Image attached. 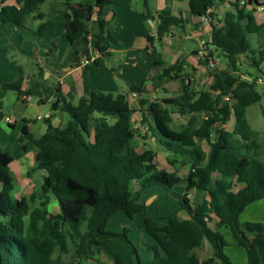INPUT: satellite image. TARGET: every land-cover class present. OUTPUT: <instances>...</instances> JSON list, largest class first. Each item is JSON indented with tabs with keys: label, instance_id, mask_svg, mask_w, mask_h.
I'll return each mask as SVG.
<instances>
[{
	"label": "trees",
	"instance_id": "1",
	"mask_svg": "<svg viewBox=\"0 0 264 264\" xmlns=\"http://www.w3.org/2000/svg\"><path fill=\"white\" fill-rule=\"evenodd\" d=\"M15 1L18 6L0 5V25L11 22L31 29L27 19L34 6L45 0ZM187 1L189 16H202L214 6V0ZM245 2L243 6L240 0L231 2L234 9L225 12L222 19L209 13L211 52L222 54L240 76L244 75L240 69L243 63L238 61L241 55H246L249 65L258 68L263 54L260 50L257 56H248L251 46L247 34L264 35V18L256 24L245 9L249 6L255 10V6L261 5L258 0ZM112 3V0H64L62 26L68 44L83 39L90 50L109 56L116 39L102 14ZM157 15L156 34L160 38L171 23L163 14ZM177 64L163 68V74L174 72ZM249 78L240 79L237 74L227 73L216 75L210 87L217 91L214 99L207 91L187 92L183 101L177 97L162 98L161 102L177 106L181 113H205L198 126L197 118L193 117L177 131L168 126L171 117L166 108L158 102L140 99L147 132L165 149L184 157L170 163H190L184 178L156 169L155 153L140 151L130 143L137 131L132 128V109L123 94L114 97L92 91L74 106L66 100L59 85H55L51 109L66 114L65 124L39 138L28 133L27 119H23L25 124L21 129L37 148L35 168L45 171L36 193L43 199L37 206L30 208L25 198L11 199L13 177L7 167L13 157L0 148V264H64L63 255L69 252L79 262L101 250L111 256L112 264H125L113 238L127 240L126 230L115 233L105 228L107 220L118 210H124L129 217L142 213L144 229L154 239L147 246L152 253L150 259L143 262L137 256L136 264H234L223 251L228 242L219 227L229 228L230 244L245 249L246 264H264V223L238 220L244 208L264 199V164L253 151L254 132L246 116V108L264 95V89L262 92L256 89L259 76ZM1 87L14 90L18 98L26 94L18 80L3 83ZM183 89L187 90V84ZM129 90L141 92L132 86ZM226 95L232 98L229 106L221 101ZM95 113L101 116L95 118ZM148 114L152 115L153 124ZM230 114L234 117L232 130L218 127L227 122ZM9 126L13 127L14 123ZM200 141L209 144L207 163ZM180 182L185 188L182 195L174 189ZM154 185L177 198L188 217L171 215L160 225L147 216L146 206L138 198L144 189ZM189 190L195 191V202L187 197ZM49 193L58 200L56 215L48 213L46 208ZM204 241L214 250L212 255L200 259L195 250ZM133 251L136 253L134 248Z\"/></svg>",
	"mask_w": 264,
	"mask_h": 264
},
{
	"label": "rangeland",
	"instance_id": "2",
	"mask_svg": "<svg viewBox=\"0 0 264 264\" xmlns=\"http://www.w3.org/2000/svg\"><path fill=\"white\" fill-rule=\"evenodd\" d=\"M162 1L163 5H158L157 13L160 14V16L163 14L162 17H165L166 20L171 24L168 27V31L158 38L156 34L158 15H147L145 12L146 10L143 7L142 0H113V5L106 7L103 10V16L107 19H110L108 29L117 42L112 45L110 56H99L97 54L98 64L95 65L93 62H91V66H89V68H86L82 64L83 60L85 59V52L87 49H89L88 43H86V41L83 39L75 41L72 45H69L67 42L65 30L62 26L64 0H45L42 3H37L27 19V23L32 28L31 32L25 27L15 26V24L11 22L0 26V112L2 113V117L0 116V141L4 139L7 141V151L13 157V161L7 167V171L10 174H13L12 176H14L13 190L10 192L11 199L18 198L15 196V193L18 186L21 184L19 183L20 179L22 178L21 176L22 174L25 176V172L34 165L35 161L26 158L23 168H19L17 171V168L15 167L21 161L20 158L22 157V151L20 148L21 143L18 139V135H21L20 126L23 120L21 119L22 113H16L14 110L17 103L16 92L14 90H4L2 89L1 85L3 83H10L18 80L20 81L23 88H28L30 90L33 96L32 102L34 104H36L37 98L39 96H43L44 105L40 111L41 115H43L47 110L57 112L51 109V97H49V94L54 91V78L52 76L47 77L46 73L50 71L51 74H60L62 66L68 65L70 61H74L77 58L80 64V80L82 81L86 91H99L104 94H110L114 97L118 94H123L126 99L131 94L129 86L140 88L142 94L145 93L148 90V86H150L149 84L153 83L154 81L152 80L155 79H151V77L149 79L150 74L153 73L152 70L155 69L154 64L156 61L163 60L164 52L169 51L171 53L174 52L178 54L182 49H184L182 46L183 44H185V49L188 46L186 39V42L183 41L184 39L179 42L177 37H170L172 32H174V36L182 33L181 26L185 27L186 19L189 16L188 1L160 0L161 3ZM214 2L219 9L222 8L223 2L221 3L220 0H214ZM227 8L232 9L233 7L232 5L227 4ZM210 11L211 9L209 11L207 10V13L209 14ZM263 13V10L256 9L254 11L251 10L249 15L255 23L259 24L263 18ZM149 18L154 20V28L149 26V23L151 22V19ZM42 23H45L44 29L41 34H38L36 33V30ZM147 34H149L148 36L151 35V39H147L146 43L144 42V48L140 49L141 47H139V43L143 38L145 39ZM167 40H169L170 43L168 49L165 50L164 41ZM212 48V45L209 43V50L207 54L208 60L205 59L204 61L205 63L207 62L209 64L212 61V64L210 65H213L215 68V57L211 52ZM92 52L93 51H91V54ZM93 55L96 56V51L93 53ZM130 55H134L135 58L130 59ZM250 55L254 54H252V52H248L249 57ZM263 55L264 53L262 54V60L260 61L258 68L249 65L248 58H245L244 60H241L240 58L238 61H242L243 63L240 69L244 75L240 76L236 70L232 69L228 74H237L240 79L247 80L250 79L249 77L252 78L254 76H259V79L256 83V89L259 92H262L264 89V75L262 73L264 72ZM184 56L185 55H183V57ZM135 60L137 67H133L131 65V63ZM182 60L183 59H179L178 63L182 64ZM37 66L40 67V69ZM41 69L43 71V75L39 73ZM185 70L190 72L189 69ZM159 78H165L162 71ZM179 83L180 82L177 81V84ZM159 84L161 83L159 82ZM157 90V94H160L161 89ZM189 91L190 90H188V92ZM207 92L211 94V90H207ZM172 94H177V91L173 92ZM132 95L135 97V93ZM226 96L228 98H226ZM226 96H223L221 101L223 104L229 106L232 102V98L230 95ZM75 97L77 98V95ZM76 98L70 99L67 97L66 100L72 105L76 106ZM162 98H167V96ZM162 98L151 97V100L158 102L162 108H166L170 117H176V119L173 120V124H171L175 130H180L181 127L193 117H201L203 119L205 116L204 112H194L191 114L187 112L181 113L179 112V108L177 106L161 102ZM128 105L132 109L130 116L132 119V128L136 131L140 129V133H135L130 139V143L135 145L139 150H151L154 153L156 152L157 159L160 160V163L167 162L171 164L170 161H172V159L182 161L184 158L183 156L175 155L169 151H166L165 148L156 143L149 136V134H143L142 126L145 125L141 123V119L139 117H133V107L130 106L129 102ZM147 106L148 105L146 104V106L143 108ZM139 108L142 109L141 104ZM6 116L10 117L12 120H15L16 126H9V124L4 120ZM99 116L101 115L95 113L93 117L99 118ZM246 116L249 124L261 133L260 137L262 141L264 139V95H261L260 99L256 103L247 107ZM92 122H94L93 119ZM199 123L200 121L195 124ZM64 124L65 121L61 126ZM199 143L200 145L204 144L206 150L205 154L207 153L204 162L207 163L210 148L206 142L203 143V141H200ZM262 144L263 148L261 151V158L264 159V143ZM28 147L31 148V145H28ZM189 164L190 163L185 162L183 165H181V163L179 164V162H177L176 164L171 165L178 167L180 165L186 166L188 169ZM12 169H14V171ZM33 171H36L37 173L42 172V170L39 168H34ZM184 177L185 176H183V178ZM31 180L35 190H39L40 178L37 179L34 176ZM132 186L133 189H135L137 187V183L134 182ZM176 186L177 187L175 191L183 194L185 189H183V187L180 185ZM144 192H148V189H146ZM153 196L154 194L148 196L144 201H142V203H144L146 206L145 214L147 216L151 218L162 217L161 219L156 220L158 224L164 225L167 221V218L171 215H175L178 218H184L185 215L188 216L187 212L179 204L178 199L172 195L169 194V196L172 197L179 205V209L174 212L172 211L173 205L175 204L174 200L173 203L168 200H157L152 204L151 202L153 200ZM195 196L196 194L194 190H189L187 192V197L190 200L194 201ZM25 197L30 208L37 206L40 200L43 199V197L39 194H26ZM159 201L165 204H161ZM263 204L264 200L261 199L253 202L251 205H248L239 214V222L243 223L245 221H260L264 223V211H260L258 213V216L261 217L259 220H255L257 213L254 212L257 205L262 206ZM46 208L48 213L52 215H56L59 212L58 200L51 193L48 194ZM105 228L106 230L115 233H122L124 230H126L127 240L120 237L113 238V242L124 256L125 264H136L137 256L143 262L150 259L152 253L147 248V246L153 244L154 240L144 229L142 213H135L129 217L124 210H118L107 220ZM218 230L223 234L224 238L228 242V245H226L223 249L224 253L230 257L234 264H246L247 256L245 249L241 246L230 244L232 243V239L229 228L221 227L220 229L219 227ZM133 248L135 249L136 253L133 251ZM213 250L214 249L211 244L204 241L203 244L195 250V253L200 259H203L212 255ZM110 259L112 260L111 256L104 250H101L92 258L81 259L79 262H76V260L71 256L70 252L63 255L64 264H112V261L109 262Z\"/></svg>",
	"mask_w": 264,
	"mask_h": 264
},
{
	"label": "crops",
	"instance_id": "3",
	"mask_svg": "<svg viewBox=\"0 0 264 264\" xmlns=\"http://www.w3.org/2000/svg\"><path fill=\"white\" fill-rule=\"evenodd\" d=\"M220 1H221V3L223 2L222 8L219 9L216 6L215 2H214V6L211 8V11L216 14L215 18H217V19H222L225 12L234 9L233 6H232L233 7L232 9L227 8V4L231 5L230 3L233 0H220ZM112 2H113V0H112ZM113 3H112V5H113ZM258 3L264 4V0H258ZM2 4H10V5L18 6V4L16 3L15 0H4L2 2L0 1V5H2ZM142 4H143L144 9L146 10L145 12L147 15H151V16L154 15L155 16L157 14L158 5L162 6L163 1L161 3L160 0H142ZM254 8H255V10L258 9V8H256V6ZM245 9L248 13L251 10L254 11L253 9L249 8V6H247V8H245ZM211 11H210V13H211ZM204 18H206V20H204ZM263 18H264V15H263ZM263 18H262V20H263ZM104 19L108 20L109 24H110V19H107L105 17H104ZM149 19H151V18H149ZM62 20H63V18H62ZM262 20H261V22H262ZM210 21H211V19H210L208 13H206L202 16H197V15L188 16L186 19L185 27L181 26L182 33H179L177 36H174V32H172L170 34V37H172V38L177 37V40L179 42L182 39H184L183 40L184 42H186V40H187V42H186L188 44L187 48L185 49V47H184L185 44H183L182 46L184 49H182L181 52H179L178 54L174 53V52L171 53L169 51L164 52L163 60L156 61V63L154 64L155 69L152 70L153 73L150 74L149 79H150V77H151V79H153V78H155V79L152 80V81H154L153 83L149 84L150 86H148V90L143 94H142V91L141 92L131 91V94L127 97V100L129 102L130 106L133 107V110H134L133 117H135V116L139 117L141 119V123H143V122H142L141 108H139L140 107V99H147L148 102L151 103V102H155V101L151 100V97L162 98V97H166V96L167 97L168 96H175V97L179 98L180 101H183L188 90H190L191 92H197V93L207 91V90H211V94H210L211 99L217 95V91L212 90L210 87L214 83V79H215L216 75H218V74L221 75L222 73L228 74L229 71L231 72V67L228 64L227 59L222 54H220L218 52H214L213 55L215 57L214 61H215V66H216L214 68L213 65H210L207 62L205 63L204 60H198L195 56V51L198 49L200 41L203 39L210 40V38H211L212 27L210 25ZM42 25H45V23L40 24L39 27H41ZM0 26H3V25H0ZM15 26H17V25H15ZM149 26L154 28V20L153 19H151ZM18 27H21V26H18ZM39 27L36 30V33L38 32L39 29H41ZM43 29H44V26L42 28V31H43ZM27 30L31 32L32 28L27 29ZM148 35L149 34L146 35L145 39L143 38L140 41V43H139V47H141L140 49L144 48V46H145L144 42L146 43ZM247 38H248V40L250 42V46H251L250 53L252 52V54H254L255 56H257L256 54H258L260 50H263V53H264V35H262L260 33H249V34H247ZM116 42H117V40L114 43H112V45L115 44ZM169 43H170L169 40L164 41L165 50L168 49ZM112 45H111V47H112ZM111 47H110V50H111ZM188 47H190V48H188ZM91 51L92 50L87 49L85 52V59L84 60H87L88 62L86 64H84L82 62V64L86 68H89V66H91V62H93V64H95V65L98 64L97 54L99 56H104V55L99 54L98 52H96V56H95V55H93V53H95V51H93L92 54H91ZM87 52H88V55L86 54ZM183 55H185V56L183 57ZM129 58L134 59L135 56L130 55ZM240 58H241V60H244L246 58V55H241ZM179 59H183L182 64L181 63L177 64ZM263 63H264V61H263ZM176 64H177V67L175 66L174 72H171L168 76L164 75L165 76L164 79L159 78L160 73H161L163 68L171 67V66H174ZM248 64H249V62H248ZM131 65L133 67H137L136 60L134 62H132ZM38 68L40 69V67H38ZM79 68H80V64L76 58L74 61H70L68 65L62 66L60 74H51L50 71H48L46 73L47 77L52 76L54 78L53 87L55 85H59L62 93L64 94V96L66 98L68 97L70 99H73V98L75 99L76 98L75 96L77 95V98H76L77 102L76 103H78L79 99L82 96H84L90 92V90H89V92L86 91V89L84 88V86L82 84V81L80 80L81 79V73H79ZM185 69H189L190 72L188 70H185ZM263 71H264V69H263ZM39 73L41 75H43L42 69L40 70ZM174 75H178V76H174ZM182 79H183V82H182ZM161 81L163 82V84ZM177 81H179L180 83L177 84ZM159 82L161 84H159ZM184 84H187L188 90L183 89ZM180 87H181V89H180ZM157 89H159V90L161 89L160 94H157L158 93ZM21 90L26 93L23 95H27L30 98L28 100L23 99L22 98L23 95L20 96L19 98L17 97V103H16L14 110L16 113H22L21 119H27L28 120V122L26 123L27 131L33 138H39L40 136H42L45 133L53 132L54 129L57 127H62L61 126L62 123L64 121H66V114L63 111L54 110L57 112H52V111L47 110L43 115H41L40 111L44 105L43 96H39L37 98L36 104H34L32 102L33 96H32V93L30 92V90L28 88H23L22 86H21ZM175 91H177V94L173 95L172 93ZM133 93H135V97H133V95H132ZM49 95H50L49 97H51L50 98V103H51L54 100V91L52 93H50ZM0 114L2 115L1 112H0ZM45 114L49 115V117L47 119H43V118L38 119L37 118V116L43 117ZM197 116H199V115H197ZM148 117L150 119V122L153 124L152 115L148 114ZM197 118H198L197 122L201 121L199 119H202L201 117H197ZM175 119H176V117L173 118V116H172L170 122L168 123V126L173 130H175V129L172 127L171 124H173V120H175ZM13 121H14V126H16L15 120H13ZM24 124H25V122L22 120V124L20 126L21 135H18V139L22 138L21 144L24 145V148L21 149V151H22V155H21L22 157L20 158L21 161L18 163V165L15 166L17 168V171L19 170V168L24 167L25 162H26V158H28L30 160H34L35 154L37 152V148H35L32 145L29 136L22 133L21 129H22V126ZM143 124L145 125V126H142L143 134H149L146 130L147 125L145 123H143ZM196 125L198 126L199 124H196ZM218 127H223L224 129L231 131L232 128L234 127L233 115L230 114L227 122L224 124L218 125ZM251 128L254 132V136L252 139L253 151L257 154L256 158L258 160H260L261 162H263L264 159L261 158V151L263 148L262 143H264V139L261 141V137H260L261 133L259 131H257L256 129H254L252 126H251ZM139 130H137L136 133H140ZM149 136L156 143H158L157 140L155 139V137H153L151 134H149ZM204 142H206V141H203V143ZM7 145H8V143L5 139L0 141V148L2 150L7 151V147H8ZM28 145H31V148L28 147ZM208 146H209V144H208ZM201 148L204 152L206 151L204 144L201 145ZM165 150L168 151L167 149H165ZM205 155H207V153ZM159 161L160 160L157 159V153L155 152L154 163L156 165V169L164 170V171L170 172V173H175L176 176H178L180 178H183V176H185L187 174L188 169L186 166H181V165L179 167L174 166V165L172 166L171 164H169L167 162H164V163L161 162L160 163ZM11 162L9 163V165L11 164ZM34 168H35V163L31 168H29L25 172V176H24V174H22V176H21L22 178L20 179V182H19L21 184L18 186L16 193H15V196H17L18 198H26L25 197L26 194H28V195L34 194L35 195L37 192H39L40 189L35 190V187L32 185L33 183H32L31 179L34 176L37 179L40 178L39 183L41 184L42 177L45 174V171L41 169L42 172L37 173L36 171H33ZM12 170L14 171V169H12ZM12 175L13 174H11V176ZM12 177L14 178V176H12ZM40 184H39V188H40ZM181 184H183V185H181ZM177 185H180L183 187V189H185L183 182H180ZM176 187L174 189H176ZM146 189H148V192H144ZM146 189L143 192H141V195L138 198L139 202L144 201L148 196L154 194V196L152 198L153 200L151 202L152 204H153V202H155L157 200H160V201H164V200L167 201L168 200L171 203H173L174 199L172 197H170L169 194L166 193V191H164L160 187L154 185V186H149ZM12 190H13V188H12ZM177 193L182 195L179 192H177ZM262 200H264V199H262ZM161 204H165V203H161ZM174 205H173V209H172L173 212L177 211L179 209V205L176 201H175ZM164 208H166V207H164ZM260 211H264V204L262 206L257 205V207L255 208L254 212L257 213L255 220L261 219V217L258 216V213ZM187 217H188L187 215L184 216V218H187ZM161 218L162 217L154 218V219L157 220V219H161ZM220 229H221V227H220ZM111 261L112 260L110 259L109 262H111Z\"/></svg>",
	"mask_w": 264,
	"mask_h": 264
},
{
	"label": "built area",
	"instance_id": "4",
	"mask_svg": "<svg viewBox=\"0 0 264 264\" xmlns=\"http://www.w3.org/2000/svg\"><path fill=\"white\" fill-rule=\"evenodd\" d=\"M240 5L241 6H243V5H246V2H245V0H240ZM256 8H258V9H261V10H264V4H261L260 6H256ZM204 20H206L205 18H204ZM209 43H210V41H208V40H206V39H203V40H201L200 41V44H199V47H198V49L195 51V56H196V58L198 59V60H208L207 59V54H208V45H209ZM264 56V55H263ZM88 61L87 60H84L83 61V63L84 64H86ZM210 64H212V61L210 62ZM22 98L23 99H26V100H28L30 97L29 96H27V95H23L22 96ZM226 98H228L227 96H226ZM49 117V115L48 114H45L43 117H41V116H37V118L38 119H45V118H48ZM4 120L8 123V124H12L14 121L10 118V117H8V116H6L5 118H4Z\"/></svg>",
	"mask_w": 264,
	"mask_h": 264
}]
</instances>
